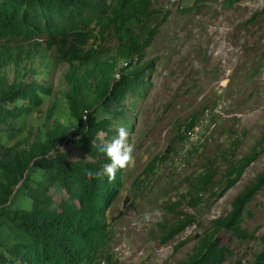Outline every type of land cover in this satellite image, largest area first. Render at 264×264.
<instances>
[{"label":"rangeland","instance_id":"1","mask_svg":"<svg viewBox=\"0 0 264 264\" xmlns=\"http://www.w3.org/2000/svg\"><path fill=\"white\" fill-rule=\"evenodd\" d=\"M147 3L150 17L137 53L115 60L119 39L113 29L99 27L85 47L115 61L117 73L120 65L152 66L143 94L128 93L111 125L129 132L134 164L122 169V186L106 211L110 238L84 264H180L196 254L214 220L228 215L235 196L264 172V0ZM166 9L170 14L157 25ZM0 51L8 58L0 84L43 82L52 88L29 114L0 120V156L11 144L12 156L31 149L55 127L71 136L70 66L61 47L37 38L0 43ZM245 156L252 160L222 192ZM155 210L163 216L144 221ZM241 224L249 236L226 238L231 254L221 264H252L264 248V185L246 204Z\"/></svg>","mask_w":264,"mask_h":264},{"label":"trees","instance_id":"2","mask_svg":"<svg viewBox=\"0 0 264 264\" xmlns=\"http://www.w3.org/2000/svg\"><path fill=\"white\" fill-rule=\"evenodd\" d=\"M147 4V0L114 5L110 0H0V43L38 38L61 47L70 66L66 97L74 128L66 136L64 128L55 127L31 149L12 156L11 144L0 156V264H84L108 242L106 211L122 186V169L112 180L106 175L88 179L85 170L102 171L110 163L99 147L117 136L111 125L120 118L127 94H143L152 61L120 65L117 73L115 61L85 47L99 27L101 32L113 29L119 39L115 60L137 53L150 17ZM169 14L164 10L157 25ZM147 33L151 40L154 33ZM7 59L0 51V67ZM51 95L52 88L43 82L2 83L0 120L27 115ZM10 138L3 135L4 140ZM251 160L241 159L222 192L241 177ZM263 185L264 172L235 196L228 215L214 220L196 254L180 264L223 263L231 254L225 239L249 236L241 224L244 208ZM252 264H264V248Z\"/></svg>","mask_w":264,"mask_h":264},{"label":"clouds","instance_id":"3","mask_svg":"<svg viewBox=\"0 0 264 264\" xmlns=\"http://www.w3.org/2000/svg\"><path fill=\"white\" fill-rule=\"evenodd\" d=\"M116 131L117 136L111 142L99 147V151L105 153L110 163L106 164L102 171L85 170V176L88 179H98L106 175L109 180H112L115 178L118 169H125L134 164V148L128 143L129 132L122 125L118 126ZM154 216L162 217L163 213L160 210L146 213L144 221L150 222Z\"/></svg>","mask_w":264,"mask_h":264}]
</instances>
